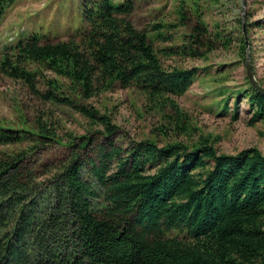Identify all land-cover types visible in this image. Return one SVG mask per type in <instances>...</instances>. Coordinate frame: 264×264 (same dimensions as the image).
<instances>
[{
	"label": "trees",
	"instance_id": "trees-1",
	"mask_svg": "<svg viewBox=\"0 0 264 264\" xmlns=\"http://www.w3.org/2000/svg\"><path fill=\"white\" fill-rule=\"evenodd\" d=\"M15 1L0 0V18ZM82 2V21L66 37L33 31L2 48L0 75L39 94L40 71H53L65 82L48 79L45 98L72 107L88 128L61 136L38 118L0 126V264H264V153L219 152L202 134L162 138L189 131L176 97L198 72L167 67L161 55L204 57L231 37L209 31L193 7L183 42L160 48L156 41L172 39L161 29L188 24L182 5L178 24L147 29L131 18L134 0ZM244 45L242 37V54ZM245 82L216 104L226 111L233 98L237 118L241 97L253 124L264 119V93ZM116 86L137 89L164 120L152 137L119 143L111 116L84 103ZM49 146L62 153L41 170Z\"/></svg>",
	"mask_w": 264,
	"mask_h": 264
},
{
	"label": "rangeland",
	"instance_id": "rangeland-1",
	"mask_svg": "<svg viewBox=\"0 0 264 264\" xmlns=\"http://www.w3.org/2000/svg\"><path fill=\"white\" fill-rule=\"evenodd\" d=\"M179 5L184 7L188 24L161 29L172 39L158 40L156 47L183 42L197 21L193 7H197L209 31L213 33L218 29L231 38L228 46L219 42L204 57L161 55L167 67H196L198 72L185 93L176 97L181 109L189 116V131L170 132L168 138H162L190 143L202 134L211 138L219 152L234 154L247 147H256L264 153V119L250 124L252 110L241 97L236 104L237 118H233V98L228 99L226 111L220 110L216 104L228 91L245 87L246 54L255 78L264 88V0H134L131 18L139 28L150 29L152 23L160 21L176 25L179 18L175 10ZM82 7V0H16L0 18V55L5 45L33 31L66 37L69 30L81 23ZM242 37L245 41L243 54L239 49ZM48 79L65 82L53 71L41 70L37 82L40 93L37 94L22 82L0 75V126L32 127L38 118L46 121L61 136L67 132L85 133L88 128L85 117L67 104L45 98ZM84 103L111 116L117 126L115 138L122 144L152 137V129L164 121L157 112L149 110L140 92L134 88L116 86L112 90L98 92ZM162 138H159V143H162ZM61 153L60 146L44 148L40 169L46 170Z\"/></svg>",
	"mask_w": 264,
	"mask_h": 264
},
{
	"label": "water",
	"instance_id": "water-1",
	"mask_svg": "<svg viewBox=\"0 0 264 264\" xmlns=\"http://www.w3.org/2000/svg\"><path fill=\"white\" fill-rule=\"evenodd\" d=\"M245 71H246V75L248 78V81L250 82V84L257 90H259L260 92L264 93V88L262 85H260L257 81V79L255 78V75L252 71V68L249 64V58H248V54H246V58H245Z\"/></svg>",
	"mask_w": 264,
	"mask_h": 264
}]
</instances>
